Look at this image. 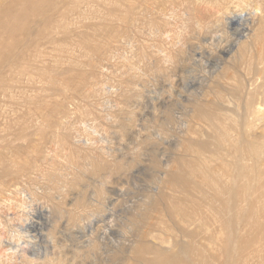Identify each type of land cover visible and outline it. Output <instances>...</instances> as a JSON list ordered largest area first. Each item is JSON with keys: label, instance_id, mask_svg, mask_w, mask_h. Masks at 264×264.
I'll use <instances>...</instances> for the list:
<instances>
[{"label": "rangeland", "instance_id": "374dc122", "mask_svg": "<svg viewBox=\"0 0 264 264\" xmlns=\"http://www.w3.org/2000/svg\"><path fill=\"white\" fill-rule=\"evenodd\" d=\"M133 1L131 17L123 23L119 17L128 9L123 0H59L54 15L58 23L46 27L51 36L33 34L34 42L16 54L22 65L18 72L5 65L7 48L11 47V53L18 50L19 44L12 47L15 39L22 38L26 32L23 28L37 20L34 14L22 11L41 0H3L0 7V144L24 129L29 133L24 156L34 158L36 165L32 178L37 179V185L58 187L55 249L47 264H156L145 259L140 250L149 232L169 243L178 241L190 247L196 244L198 250L206 245L209 236L194 224L188 229L178 228L180 232L173 224H177L176 216L180 217L192 199L185 196L184 190H195L193 184L201 181L214 151L211 139L202 152L193 140L205 126L200 125L204 120L200 112L212 110V105L193 100L202 93L207 100L213 98L217 87L208 84L206 78L217 64L223 63L221 49H226L228 39L233 40L235 35L229 33L224 40L217 39L221 31L214 21L216 15L188 0ZM13 18L19 24L13 25ZM248 23L236 24L237 37L245 38L247 27L253 24ZM101 24H109L113 31L118 29L121 36L111 44L99 78L107 81L109 89L136 83L140 94L129 108L132 114L120 103L117 121L111 124L99 115L106 108L104 98L110 95L101 90V83L94 86L92 97L81 99L70 91H54L48 81V75L64 71L71 61L79 63L83 59L77 45L79 32ZM178 42H182L181 50L175 47ZM258 50V43L243 50L239 62L242 72L248 70ZM166 53L169 58L164 56ZM54 100L63 111L45 134H32L44 120L38 106ZM129 115L133 128L121 132L120 126L128 122ZM100 133L107 137L115 155L118 153V161L113 164L93 162L81 148L82 139L99 138ZM63 134L67 142L62 141ZM214 134L211 130L210 135ZM165 165L175 178L159 184ZM99 189L104 193L97 194ZM258 189L259 185L250 203L257 210L246 227L264 226V196ZM149 193L155 195L153 203L138 209ZM208 220L213 224V233L218 232L219 221L216 223L210 216ZM239 233L242 236L246 232ZM219 235L220 243L204 253L208 262L211 258L221 264L229 259L224 247L230 237L225 232ZM242 240L238 238V242ZM131 243L132 247H128ZM172 250L175 252L176 247ZM196 256L190 250L189 257L195 262Z\"/></svg>", "mask_w": 264, "mask_h": 264}, {"label": "bare ground", "instance_id": "6f19581e", "mask_svg": "<svg viewBox=\"0 0 264 264\" xmlns=\"http://www.w3.org/2000/svg\"><path fill=\"white\" fill-rule=\"evenodd\" d=\"M58 1L41 0L39 4L24 7L22 14H34L37 20L33 27L30 25L28 28L26 25L23 28L26 32L22 38L15 39L12 47L19 44L15 53L10 52L11 47L7 48L9 52L5 65L10 70L16 72L22 70L21 63L16 60V54L34 42L33 34L41 33L47 36L51 31L46 27L58 23L54 16ZM123 1L128 3V9L121 13L119 19L127 23L134 1ZM188 1L194 6L201 7L205 12L216 15L214 21L221 31L217 39L224 40L229 33L235 35L233 40L228 39V47L221 49L223 63L217 64L210 77L206 78L208 84L213 83L217 87L213 98L207 100L202 93L193 100L200 105L203 102L212 105V110L206 113L200 112L199 109L204 119L200 125L205 126L196 133L193 140L197 149L202 152L208 145L207 141L211 139L214 151L212 162L207 164L204 173L202 172L201 181L193 184L195 190H184L185 196H192L193 204L188 199L190 204H185L187 208L182 212L179 209L181 215L176 216L177 224H173L177 230L188 229L194 224L209 236L205 239L206 245L203 244L198 250L196 244L190 247L178 241L169 243L151 231L148 233L149 239L142 244L144 247L140 250L143 251L145 259L156 261V264H219L211 258V262L206 261L209 258L205 260L204 253L208 249L211 250L213 245L219 244V234L225 232L230 237L224 247L228 251L229 259L221 264H264V226L246 227L252 213L257 210L254 205L251 208L250 204L257 193V185L259 192L264 196V0ZM3 4V0H0V7ZM232 4H235L234 10ZM243 21L246 25L249 21L257 25L256 28L252 26L253 24L247 27L245 38L236 35V26ZM16 23L19 24L18 19L13 18L12 24ZM78 36L77 45L83 59L79 63L71 61L60 73L48 75L49 84L54 91L68 94L70 91L81 99H89L95 94L94 86L101 83V90L110 95L104 98L106 108L99 115L106 124L115 123L120 103L128 107L127 113L131 112L129 108L133 104V99L140 96L136 83L129 82L131 86L127 83L109 89L107 81L98 76L103 72V61L107 58L111 44L120 38V32L118 29L113 31L109 24H101L80 31ZM254 43L259 44L258 54L250 61L248 70L242 72L239 69L242 52ZM181 46L182 42H178L175 47L181 50ZM23 53L21 56L25 57ZM164 56L169 58L170 54L166 53ZM38 108L44 120L32 134L42 135L56 115L63 111V107L54 100L50 104L42 103ZM126 119L128 122L120 126L121 132L133 128V118L129 115ZM186 129L188 133L187 125ZM211 130L215 131L213 137L210 135ZM92 131L96 132L95 127H92ZM28 136L29 133L23 129L9 141L0 144V264H47L54 254L58 187L48 183L37 185V179L32 178L31 173L36 166L35 159L24 156L28 151L25 143ZM98 137L81 140V148L86 157L93 162H104L102 164L108 165L118 161V153L115 155L114 150L108 146L107 137L101 133ZM66 138L65 134L61 136L64 142H67ZM167 169L168 165H165L162 177L158 180L159 184H167L171 179L174 180V173ZM185 185L182 187H186ZM100 193H104L102 189L97 194ZM147 195L138 205V209H146L153 203L155 195L152 193ZM41 197H45L46 200L42 201ZM262 208L264 209V202ZM177 213L174 212L175 215ZM209 216L216 223L218 221L220 223L216 233H213V224L209 222ZM240 230L245 231V235L241 236ZM239 237H242V243L238 242ZM132 243L128 247H132ZM173 247H176L175 252L172 250ZM190 250L197 255L198 263L189 257Z\"/></svg>", "mask_w": 264, "mask_h": 264}]
</instances>
